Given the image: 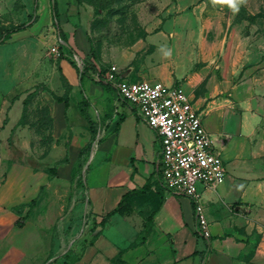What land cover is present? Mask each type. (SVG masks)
Segmentation results:
<instances>
[{"label":"crops","instance_id":"crops-1","mask_svg":"<svg viewBox=\"0 0 264 264\" xmlns=\"http://www.w3.org/2000/svg\"><path fill=\"white\" fill-rule=\"evenodd\" d=\"M149 6L133 37L99 43L76 0H51L43 43L61 55L43 94L47 126L16 129L14 103L13 117L0 121L4 157H36L46 176L71 187L73 224L67 237L59 227L54 245L75 254L70 264H264V0H161L141 9ZM110 65L130 82L180 85L199 114L226 168L222 183L197 186L208 238L196 232L193 201L161 183L157 133L113 83L95 78ZM31 162L14 161L0 180V264H22L15 221L24 214L13 207L47 183Z\"/></svg>","mask_w":264,"mask_h":264},{"label":"rangeland","instance_id":"rangeland-1","mask_svg":"<svg viewBox=\"0 0 264 264\" xmlns=\"http://www.w3.org/2000/svg\"><path fill=\"white\" fill-rule=\"evenodd\" d=\"M158 1L161 0H76L86 18H89L91 37L99 43L119 42L133 37L139 28L141 13L150 14L153 11L151 6L148 10H142L141 6ZM50 2L0 0V121L4 117L11 119V107L18 103L19 109L14 117L16 129L25 124L37 128L41 126L43 129L47 126L43 94L52 81L54 59L58 57L56 52L43 43L47 27L42 24V20L48 13ZM19 140L12 136V145ZM34 140L39 143L46 139ZM6 141V138L0 137V180L7 176L14 161L21 164L32 161V167L38 171L37 179H47L33 204L27 202L20 210H13L24 214L15 221V228L22 231L19 236L24 241V246L17 252L19 261L22 264H34L41 260V264H67L69 258L63 257L65 252H56L54 245L59 227L63 225L62 232L67 237L73 224V219L67 218L72 205V189L46 176L36 157L30 159L21 154L18 158L8 152L5 158L1 147L6 145ZM2 258L1 252L0 262ZM61 258L64 260L59 262Z\"/></svg>","mask_w":264,"mask_h":264},{"label":"built area","instance_id":"built-area-1","mask_svg":"<svg viewBox=\"0 0 264 264\" xmlns=\"http://www.w3.org/2000/svg\"><path fill=\"white\" fill-rule=\"evenodd\" d=\"M51 51L59 54L56 47ZM95 78L113 83L118 96L132 105L157 133L161 147V183L169 192L193 201L196 232L208 238V220L197 186L201 183L212 187L222 183L226 168L183 88L147 80L127 81L118 76L115 65H110L102 75L97 72Z\"/></svg>","mask_w":264,"mask_h":264},{"label":"trees","instance_id":"trees-1","mask_svg":"<svg viewBox=\"0 0 264 264\" xmlns=\"http://www.w3.org/2000/svg\"><path fill=\"white\" fill-rule=\"evenodd\" d=\"M61 55V53L59 52V54H58V56H60ZM88 69H89V66H83V68L81 69V71H80V73L81 74H84V73H87L88 72ZM57 99H61L60 97H56ZM9 143H10V141H9ZM11 144V143H10ZM89 148L87 147V148H84L83 150H81V153H80V155H79V160H78V164H77V168H76V170H75V174H74V176L76 175V173H80V171H81V169H82V165H83V161H82V156H83V154L88 150ZM53 169L54 168H52V174L54 173L53 172ZM35 198L34 199H32L29 203L30 204H33L34 202H35ZM25 206V204H21V205H18V207H13V210L14 211H16V210H20L21 208H23ZM115 211H117V212H121V207H120V205L115 209ZM101 225V222H98V223H94L93 225H92V227L90 228V232H94L95 231V229L98 227V226H100ZM63 257H65V259H68L69 258V262L67 263V264H70V262H72L74 259H75V254L69 249V250H67L65 253H64V256Z\"/></svg>","mask_w":264,"mask_h":264}]
</instances>
